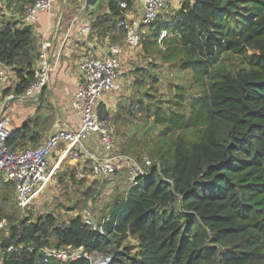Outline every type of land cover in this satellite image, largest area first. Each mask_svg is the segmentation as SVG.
Here are the masks:
<instances>
[{
  "label": "trees",
  "instance_id": "obj_1",
  "mask_svg": "<svg viewBox=\"0 0 264 264\" xmlns=\"http://www.w3.org/2000/svg\"><path fill=\"white\" fill-rule=\"evenodd\" d=\"M101 1L116 19L122 17L117 3L126 1L128 9L133 2ZM18 24L0 28V63L18 80L16 97L34 79L38 61L31 28ZM143 29L148 67L134 71L133 92L113 120L152 118L161 128L149 176L116 196L95 227L80 216L66 225L51 215L17 220L0 238V264H92V258L106 264H264V0H183L172 16ZM162 31L166 37L158 42ZM224 59L236 69L219 65ZM167 67L191 72L190 90L177 86L172 104L153 94ZM99 115L109 117L102 104ZM21 134L10 136L7 146L16 150ZM10 203L16 206L15 195L3 189L0 221ZM10 246L14 251L6 252ZM44 248L82 251L87 258L44 263Z\"/></svg>",
  "mask_w": 264,
  "mask_h": 264
},
{
  "label": "built area",
  "instance_id": "obj_2",
  "mask_svg": "<svg viewBox=\"0 0 264 264\" xmlns=\"http://www.w3.org/2000/svg\"><path fill=\"white\" fill-rule=\"evenodd\" d=\"M141 13L137 18H127L126 1H119L118 7L122 19L119 27L125 31V43L129 49L140 46L141 30L152 24L159 16L168 0H132ZM52 8V0H27L24 6L23 20L26 24L31 23L39 12H49ZM3 13L0 12V24L4 21ZM90 28L84 27L82 34L88 33ZM166 33L162 31L158 42L165 39ZM49 45L42 43L38 52V66L35 70L34 79L25 91L17 96L20 99H38L49 81L51 71V59L49 56ZM123 48L117 44L109 46L108 53L100 57L92 51H87L79 58L80 79L77 89L71 100V107L79 117L77 128H58L41 145L34 148H23L12 150L7 146V140L11 136L8 120L3 116L0 102V179L11 183L14 187L15 203L19 210L25 211L29 208L33 198L42 193L48 186L54 169L64 158H77L79 154L92 161L91 173L93 176L104 181H110L117 172L121 162L130 161L133 174L136 178H147L154 162L144 158L141 162L127 155L115 154V142L111 135L108 118H101L99 105L102 98L108 93L121 91L120 82L121 60ZM5 67L0 63V86L5 81ZM1 93V87H0ZM5 100L14 99V95L8 94ZM96 137L98 151L86 153L85 144ZM60 151L61 156L57 164L51 169V156ZM84 153V154H83ZM135 181V180H134ZM85 224L90 225L87 220ZM3 227L0 224V229ZM14 251L10 246L6 252ZM43 262L47 263L53 259L60 263H69L80 258H87L82 251H71L69 249H47L41 250ZM92 264H106L101 258Z\"/></svg>",
  "mask_w": 264,
  "mask_h": 264
},
{
  "label": "crops",
  "instance_id": "obj_3",
  "mask_svg": "<svg viewBox=\"0 0 264 264\" xmlns=\"http://www.w3.org/2000/svg\"><path fill=\"white\" fill-rule=\"evenodd\" d=\"M176 2L168 0L171 5ZM26 3L27 0L0 1L1 13L12 18L11 21L18 22L19 26L31 28L37 53L42 43L49 45L51 71L48 84L38 99L16 100L13 91L18 80L10 69L5 68V81L0 86V102L3 116L8 120L11 136L22 133L20 146L16 150L41 145L58 128L78 127L79 117L71 107V100L80 79L79 58L87 51L104 57L109 46L113 45L111 43L118 40L117 37H120L123 31L118 25L122 17L116 19L110 16L106 1L52 0L51 10L39 12L28 24L23 20ZM180 6L181 4L174 7L178 10ZM140 13L141 10L135 2H132L130 8L125 11L129 19ZM87 26L90 31L82 34L81 30ZM125 56H122L119 77L121 91L106 94L100 102L108 115L117 102L118 106L125 104L127 97L133 92L132 82L135 75L132 68L126 66ZM37 66L38 61L35 70ZM4 89H10L9 94L14 95V99L5 100L6 97L2 94ZM116 95L119 96L118 100L115 99ZM114 101L117 102L114 104ZM85 148L86 153L98 151L95 136L90 138ZM54 154L58 159L61 156L60 151Z\"/></svg>",
  "mask_w": 264,
  "mask_h": 264
},
{
  "label": "rangeland",
  "instance_id": "obj_4",
  "mask_svg": "<svg viewBox=\"0 0 264 264\" xmlns=\"http://www.w3.org/2000/svg\"><path fill=\"white\" fill-rule=\"evenodd\" d=\"M176 1L174 5L168 3L158 17L165 18L172 16L176 11L174 6H178L183 2V0ZM180 7L177 9H180ZM0 12H2V9H0ZM137 17L138 14L135 18ZM3 19L4 24L7 21H11L12 18L4 14ZM3 24H0V28ZM139 31H141L142 35L147 33L143 28ZM117 38L118 40L113 41L111 44L122 46L123 56L126 55L125 64L127 67L130 66L133 71L148 67L146 65L149 59L145 58L141 45L138 48L129 49L126 46L125 37L121 35ZM221 59H223L222 56L220 57ZM224 60L218 64L229 71L236 69L233 61ZM190 78V71H181L176 67H167L159 74V82L155 86L157 92L153 91V94L156 99L172 104L171 100L174 97L177 86H183L187 90H190ZM194 93V90H192L189 92V95L194 96ZM115 99L118 100L119 96L116 95ZM116 102L114 101V104ZM184 103L186 108L182 109V111L188 113L189 100L187 99ZM117 104L118 102L112 107L111 114L107 117L111 135L115 142V154L127 155L137 159L138 162H141L144 158L153 162L150 156L154 151L156 137L161 128L154 127L152 118L144 119L135 124H117L113 120L116 116V111H118ZM169 106L164 104L162 108H168ZM58 160L57 155L53 154L51 156V169L57 164ZM91 166L92 161L82 154H79L77 158H64L58 167L54 169L47 188L33 198L27 210L21 211L17 209L14 203L6 206L4 210L5 218L0 221V224L3 225V230L2 228L0 229V238L7 235L9 226L16 224L17 220L21 218H31L34 221L38 218L51 215L56 219L58 225H66L74 217L80 216L83 221L87 220L91 223V226L95 227L106 206L116 196L124 192L130 184H133L136 177L133 174L130 161L119 163L117 172L110 181H104L93 176ZM70 172L74 174V179L69 177ZM59 178H61L62 183L59 182ZM0 189V191L3 189L10 190L14 194L13 187H5L1 180ZM98 259L92 258L91 260L95 263L98 262Z\"/></svg>",
  "mask_w": 264,
  "mask_h": 264
},
{
  "label": "water",
  "instance_id": "obj_5",
  "mask_svg": "<svg viewBox=\"0 0 264 264\" xmlns=\"http://www.w3.org/2000/svg\"><path fill=\"white\" fill-rule=\"evenodd\" d=\"M15 99H16V100H19L20 98H19V97H16ZM22 100H25V99H22Z\"/></svg>",
  "mask_w": 264,
  "mask_h": 264
}]
</instances>
